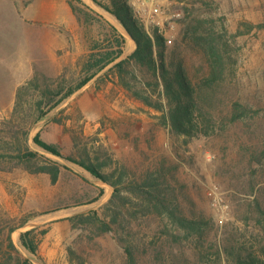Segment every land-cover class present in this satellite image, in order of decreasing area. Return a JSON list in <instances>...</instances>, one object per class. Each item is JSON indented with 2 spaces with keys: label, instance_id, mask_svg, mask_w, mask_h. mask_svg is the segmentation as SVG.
Listing matches in <instances>:
<instances>
[{
  "label": "rangeland",
  "instance_id": "rangeland-1",
  "mask_svg": "<svg viewBox=\"0 0 264 264\" xmlns=\"http://www.w3.org/2000/svg\"><path fill=\"white\" fill-rule=\"evenodd\" d=\"M129 1L147 28L160 26L169 46L183 50L192 75L200 73L202 62L185 37L188 24L202 21V28L221 41L227 73L216 88L215 132L186 142L161 123V111L128 95L109 76L100 78L107 69L54 107L59 95L50 102L42 88L55 90L62 79L79 80L92 44L109 32V24L127 37L124 55L136 48L112 13L93 0L78 3L93 21L74 11L77 28L66 23L61 27L78 47L62 74H37L41 89L25 88L30 80L26 81L19 88L22 103L17 104V94L13 110L0 113V122L11 119L22 128L18 136L39 153V164L61 168L54 182L46 172H31L17 157L0 160V244L10 227L18 225L13 239L23 255L34 259L22 245L21 233L34 227L48 230L40 237L42 260L36 259V264H126L123 244L130 241L136 246L138 264H234L227 246H235V252L245 246L264 257L259 221L264 208V28L258 27L264 22V0ZM63 2L71 7L68 0ZM236 106L246 107L247 114L231 122ZM39 132L67 155L80 159L90 154L107 161L106 173L124 172L119 185L124 198L111 204L114 187L80 164L46 152L34 142ZM14 134L0 124V140H16ZM5 150L18 153L16 147ZM157 169L167 174L186 213L206 217L201 239L175 241L167 218L149 213L146 201L129 191L131 180ZM114 208L122 211L115 231L101 233L96 220L80 221L81 215L93 211L110 219Z\"/></svg>",
  "mask_w": 264,
  "mask_h": 264
},
{
  "label": "trees",
  "instance_id": "trees-1",
  "mask_svg": "<svg viewBox=\"0 0 264 264\" xmlns=\"http://www.w3.org/2000/svg\"><path fill=\"white\" fill-rule=\"evenodd\" d=\"M93 1L120 21L133 37L136 48L130 54L124 55L127 37L114 24H109V32L92 44V51L83 65V75L79 80L68 83L66 79H62L63 83L55 90L49 86L42 88L43 95L48 97V101H54L59 95V99L53 104L54 107L59 105L107 69L104 72L105 75H101L100 78L109 76L128 95L138 99L145 106L161 111V123L169 127L173 134L185 137L186 142L196 137L212 135L216 126V114L213 111V103L217 95L216 88L227 73V55L216 34L202 28L203 23L200 20L186 27L185 37L190 38L192 42L190 47L192 44V50H196L202 62L199 68L200 73L192 75L185 56H181L183 50H180L178 46L172 48L169 46L160 26L147 28L129 0ZM68 2L80 18L84 17L87 21H93L92 16L78 5V3L84 4V0H68ZM258 27L264 28V22L258 24ZM36 77L31 79L25 88L32 85L34 88L41 89ZM22 100L23 91L20 89L17 104H21ZM42 104L41 99L38 107L40 108ZM246 114V107L242 109L236 106L231 111L230 120L235 122ZM0 124L15 132L13 136L16 139L10 142H6L4 138L0 140V160L17 157L31 172H46L50 174L52 181L58 180L61 173L60 166L39 164V153L32 150L28 144L21 142L22 139L18 135L22 128L14 120H3ZM24 134L27 139L28 131L24 130ZM33 139L46 152L80 164L95 178L113 186L111 204H117L119 199L124 198L119 186L124 182V172L118 175L115 172L106 173L104 168L107 161L99 157L92 158L90 154L80 159L67 155L63 152L61 145L43 139L40 132ZM13 147H16L18 153L12 154L5 150L13 149ZM129 183V191L137 198L146 201L149 213L161 214L167 218L175 241L199 240L204 236L207 227L206 217L186 213L179 195L164 171L148 170L143 177L131 180ZM125 201L123 204L127 203ZM110 213V219H107L93 211L92 215H81L80 221L87 223L91 219L96 220L101 233L115 231V224L120 223L122 211L114 208ZM259 221L264 229V208L260 209ZM18 227V225L11 226L5 241L0 244L2 250L0 264H36V259L42 260L39 253L40 237L48 230L39 231L37 227H34L21 233V243L36 257L34 259L23 255L15 243L12 234ZM123 245L127 253L126 264H138L136 246L132 241L125 242ZM227 247V253L234 259V264H264V257L245 246H240L237 252H235V246Z\"/></svg>",
  "mask_w": 264,
  "mask_h": 264
},
{
  "label": "crops",
  "instance_id": "crops-1",
  "mask_svg": "<svg viewBox=\"0 0 264 264\" xmlns=\"http://www.w3.org/2000/svg\"><path fill=\"white\" fill-rule=\"evenodd\" d=\"M63 1L0 0V113L13 110L20 86L37 74H62L78 48L61 30L78 25Z\"/></svg>",
  "mask_w": 264,
  "mask_h": 264
},
{
  "label": "water",
  "instance_id": "water-1",
  "mask_svg": "<svg viewBox=\"0 0 264 264\" xmlns=\"http://www.w3.org/2000/svg\"><path fill=\"white\" fill-rule=\"evenodd\" d=\"M125 28V27H124ZM125 30L127 31V33L129 34V36L133 39V37L130 35V33L128 32V30L125 28ZM134 40V39H133Z\"/></svg>",
  "mask_w": 264,
  "mask_h": 264
},
{
  "label": "bare ground",
  "instance_id": "bare-ground-1",
  "mask_svg": "<svg viewBox=\"0 0 264 264\" xmlns=\"http://www.w3.org/2000/svg\"><path fill=\"white\" fill-rule=\"evenodd\" d=\"M125 30V29H124ZM126 31V30H125ZM127 32V31H126ZM129 35V34H128ZM131 38V37H130ZM133 42V41H132Z\"/></svg>",
  "mask_w": 264,
  "mask_h": 264
}]
</instances>
